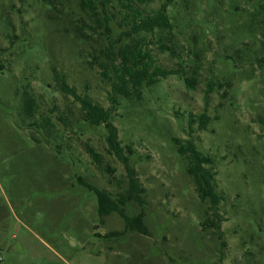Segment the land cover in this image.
Listing matches in <instances>:
<instances>
[{"label": "rangeland", "instance_id": "obj_1", "mask_svg": "<svg viewBox=\"0 0 264 264\" xmlns=\"http://www.w3.org/2000/svg\"><path fill=\"white\" fill-rule=\"evenodd\" d=\"M164 3L171 30L127 36L120 16L98 27L82 0H0V264H264V0L142 8ZM142 39L156 65L179 75L127 100L115 91L117 54ZM58 78L105 109L118 101L112 122L143 189L135 198L106 129L83 121ZM191 114L198 150L215 160L216 209L199 198L175 144L191 138ZM86 185L130 196L120 207L143 213L147 234L118 212L100 216Z\"/></svg>", "mask_w": 264, "mask_h": 264}, {"label": "trees", "instance_id": "obj_2", "mask_svg": "<svg viewBox=\"0 0 264 264\" xmlns=\"http://www.w3.org/2000/svg\"><path fill=\"white\" fill-rule=\"evenodd\" d=\"M149 3H151V0H82V7L84 10L90 12L98 27H107L116 16H120L122 24L128 28L127 36L140 35L143 33L154 34L156 31L171 30L172 21L168 14L169 5L164 3L159 10L152 11V13L149 14L142 8ZM112 4L113 6H111ZM89 28L90 30H94L92 26H89ZM83 32H87V30H83ZM117 59L119 63L117 64L118 67L115 69L119 82L116 85L115 91L127 100L132 99L139 93L141 94V89L145 86L154 85L162 78L167 79L172 75H179V71L177 70L163 69L155 64L149 45L144 39L135 47L128 46L120 49L117 54ZM184 79L186 86L194 90L197 85L195 78L185 77ZM57 82L59 83L58 88L60 91L73 96L81 104V108L84 112V122L92 127L103 126L106 129V141L110 154L114 155L128 171L132 183L131 194L133 196L131 197L135 198L138 193H142L143 189L138 184V179L136 178L130 157L126 154V147L122 145L119 139L118 129L112 122V112L116 110L118 101L113 99L112 106L109 109H105L95 104L88 95H78L76 90L71 88L62 78H58ZM229 87H231V85ZM211 90L212 89H210L208 93H210ZM26 102L29 105V116L34 117L32 108L34 99H28ZM195 119L196 117L191 114L188 126L191 138L187 140L177 138L175 139V144L178 147V153L183 156L188 163L186 171L194 181L195 190L199 198L204 202L209 200L213 208L216 209L223 197L217 193L216 189V173L214 171L215 160L203 154L197 148L192 137L195 133L193 129L196 122ZM199 119L200 130H205L210 122V117L207 114H203ZM46 125H50L49 120H46ZM89 152L99 168L104 169L103 166H106L103 171L109 173L114 172V170L104 162L102 155L97 153L93 147L89 146ZM86 186L89 190L95 192L97 196L100 216L106 217L114 212H118L125 220L129 229L144 235L147 234L144 225V214L140 213L136 216L129 217L123 208L120 207L126 205L131 200L130 196H122L120 200L116 201L112 199V196L105 190H98L91 185ZM210 224L212 227L218 226L214 220L210 221Z\"/></svg>", "mask_w": 264, "mask_h": 264}]
</instances>
